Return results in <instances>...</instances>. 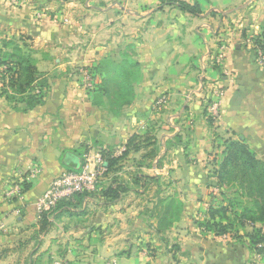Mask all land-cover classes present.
<instances>
[{
	"label": "crops",
	"instance_id": "0c3cea01",
	"mask_svg": "<svg viewBox=\"0 0 264 264\" xmlns=\"http://www.w3.org/2000/svg\"><path fill=\"white\" fill-rule=\"evenodd\" d=\"M9 42L47 88L28 109L25 93L9 102L0 87V264H264L249 228L199 225L224 204L214 161L225 141L264 163V0H0L1 53ZM124 62L138 74L113 88L108 67ZM107 150L117 160L102 161L94 193L37 216L54 178ZM170 199L179 219L157 233Z\"/></svg>",
	"mask_w": 264,
	"mask_h": 264
},
{
	"label": "trees",
	"instance_id": "16d2710c",
	"mask_svg": "<svg viewBox=\"0 0 264 264\" xmlns=\"http://www.w3.org/2000/svg\"><path fill=\"white\" fill-rule=\"evenodd\" d=\"M179 6L183 10H196V7H189L184 4H179ZM11 45L10 42L3 44L4 47L12 48V52H0V67H5L3 72V85L6 86H3L2 89L8 88L11 90L12 94H9L6 90H1V95L10 102L14 100L16 96L25 93V96H19V100H23L27 108L31 109L35 105L42 103V98L37 96L38 94L35 95L33 93L36 88H47V80L36 72L30 59L24 58L20 54L18 48L12 47ZM259 49L264 55V45H259ZM119 65L130 64L124 62ZM132 65L137 68V64L134 63ZM109 66L108 68L118 67ZM111 72L115 73L114 79L113 81L111 80L112 82L110 84L113 88L122 87L125 82H128L134 77V74H132V76H128L127 78L125 73L116 72L114 69L111 70ZM15 74H17V77L14 79ZM134 138L135 137L132 139ZM222 146L223 149L220 154L221 159L214 161L217 166L214 175L216 178V186L224 204L216 208H210L207 212L208 220L199 225L204 229H212L216 234H223L227 231L237 234L239 230L249 228L251 232L244 234L248 239L249 248L260 254L263 250L258 246L264 243V163L257 160L254 152L242 141L228 140L225 141ZM99 155L107 168L112 167L117 160L111 158L110 150L100 151ZM230 174L235 177L229 180L227 177L231 176ZM228 180L238 182L239 188H234L233 184L228 185ZM27 189L28 186L24 184L22 190L26 191ZM243 189L256 199L255 204L258 209V214L253 221L244 219L245 209L238 207V202L239 206H242V202L240 201L241 197L235 200L229 199V191L242 193ZM85 195L89 194H83L81 196ZM258 203H260V205ZM255 204L253 203V205ZM159 206L160 209L157 214V233L165 231L168 227H171L174 222H177L182 210V204L175 199L163 200L159 202ZM54 210L52 212H54ZM45 215L48 214H43L40 216V219Z\"/></svg>",
	"mask_w": 264,
	"mask_h": 264
},
{
	"label": "built area",
	"instance_id": "2783aa9c",
	"mask_svg": "<svg viewBox=\"0 0 264 264\" xmlns=\"http://www.w3.org/2000/svg\"><path fill=\"white\" fill-rule=\"evenodd\" d=\"M5 67H0V87L3 86V75ZM91 74L85 72L84 74V86L86 88H92ZM213 99L210 108V114L212 118L217 115L219 107V99L221 97L220 90H214L212 92ZM167 98L165 96L160 97L153 105V109H159L166 104ZM119 154L122 150H119ZM95 167L90 169V165L93 162L87 159L85 165L77 173H63L54 178L48 188L36 199L35 209L38 217L43 214L51 213L58 203L67 201L75 195L92 194L96 191L99 180L104 173V166L99 156L96 157ZM22 188L16 187L7 193V196L20 197ZM18 213V212H17ZM53 264H60L54 262ZM111 264H115L114 262Z\"/></svg>",
	"mask_w": 264,
	"mask_h": 264
},
{
	"label": "rangeland",
	"instance_id": "374dc122",
	"mask_svg": "<svg viewBox=\"0 0 264 264\" xmlns=\"http://www.w3.org/2000/svg\"><path fill=\"white\" fill-rule=\"evenodd\" d=\"M120 64H122V63H120ZM132 64H134V63H130V65H122V66L117 64L116 66H118V67H115V68L113 67V68H109V69L110 70L114 69L116 72L125 73L127 78H128V76H132V74H134V72H136V70H137V68H135V66H133ZM3 86H6V85H3ZM234 177H235L234 175H231V176H228L227 179L230 180L231 178H234ZM229 180H228V182H229L228 185L233 184L234 188H236V187L239 188L238 182L229 181ZM233 190H237V189H233ZM238 197H241L240 201L242 202V203L240 202L242 204V206H239V202H238V207L245 209L244 219L250 220V221L255 220V218L257 217V214H258V209H257V206L255 204L256 199L254 197H252V195L249 192L245 191L244 189L242 190V193H240V192L236 193V191H229V199L235 200ZM253 203L255 205H253ZM258 204L260 205V203H258Z\"/></svg>",
	"mask_w": 264,
	"mask_h": 264
},
{
	"label": "water",
	"instance_id": "95a60500",
	"mask_svg": "<svg viewBox=\"0 0 264 264\" xmlns=\"http://www.w3.org/2000/svg\"><path fill=\"white\" fill-rule=\"evenodd\" d=\"M64 1H67V0H64Z\"/></svg>",
	"mask_w": 264,
	"mask_h": 264
}]
</instances>
